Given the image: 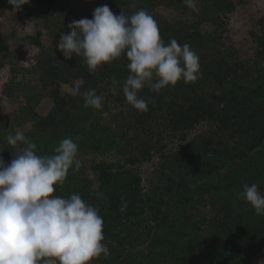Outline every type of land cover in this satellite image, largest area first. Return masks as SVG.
<instances>
[{
  "label": "trees",
  "instance_id": "1",
  "mask_svg": "<svg viewBox=\"0 0 264 264\" xmlns=\"http://www.w3.org/2000/svg\"><path fill=\"white\" fill-rule=\"evenodd\" d=\"M95 1L116 15L146 10L165 44L175 38L190 45L201 75L159 92L146 85L139 96L148 110L139 112L122 92L126 56L90 72L81 57L65 60L57 48L69 23L92 19L93 12L72 14L70 0H29L13 12L0 0L1 11L38 20L49 42L41 33L31 36L38 49L31 65L24 71L12 66L0 91L4 164L17 152L6 137L17 131L36 144L38 155H52L65 137L78 145L81 167L69 170L54 195L79 193L99 208L110 255L91 264H264V216L242 196L245 184L264 193V15L255 12L254 50L244 53L230 31L244 0H196L194 9L184 0ZM8 50L0 39V55ZM77 87L94 89L102 108H85ZM45 100L52 107L42 115ZM108 154L114 160L94 161L90 178L84 158ZM122 201L128 202L124 213Z\"/></svg>",
  "mask_w": 264,
  "mask_h": 264
},
{
  "label": "clouds",
  "instance_id": "2",
  "mask_svg": "<svg viewBox=\"0 0 264 264\" xmlns=\"http://www.w3.org/2000/svg\"><path fill=\"white\" fill-rule=\"evenodd\" d=\"M13 12L29 0H8ZM191 9L196 0H184ZM57 43L65 60L81 57L90 72L126 56L129 75L122 84L126 102L139 112L148 110L140 98L147 85L159 92L180 81L195 82L200 73L199 56L189 44L175 38L165 44L158 23L146 10L132 15L114 14L107 4L93 11L92 19L73 20ZM113 84H116L113 78ZM111 91L115 92L113 87ZM74 94L85 108L101 109L103 97L94 89ZM17 148L9 165L0 157V264H91L110 253L103 242V218L99 208L79 193L54 195L69 170L78 171V145L70 138L59 141L52 155H38L36 144L17 131L6 137ZM242 196L256 215L264 216V193L258 185H243ZM103 198V194H98ZM128 208L122 201L121 213Z\"/></svg>",
  "mask_w": 264,
  "mask_h": 264
},
{
  "label": "rangeland",
  "instance_id": "3",
  "mask_svg": "<svg viewBox=\"0 0 264 264\" xmlns=\"http://www.w3.org/2000/svg\"><path fill=\"white\" fill-rule=\"evenodd\" d=\"M72 14L84 17L93 12L97 7L95 0H70ZM238 2L243 0H236ZM245 5H240L237 12L230 19V31L234 40L240 41L244 48V53H250L254 50L251 43L249 32L252 30V18L255 12H261L264 15V0H244ZM243 1V2H244ZM41 33L45 45H48L46 31L38 21L23 19L20 15L10 11L0 10V39H3L9 50L5 55H0V91L3 85L12 77L11 67L17 66L19 69L26 70L32 63V56L38 51L34 45L31 36ZM5 65L3 68L2 65ZM22 71V72H23ZM65 92H73L70 86H64ZM52 107L50 100H45L39 107L42 115H47ZM114 155L108 154L105 157L86 156L84 158L85 168L90 178H95L91 166L94 161L114 160ZM151 173V168L146 170ZM145 177V175H143Z\"/></svg>",
  "mask_w": 264,
  "mask_h": 264
}]
</instances>
